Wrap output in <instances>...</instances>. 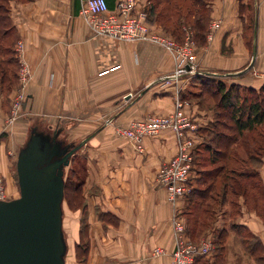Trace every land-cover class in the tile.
I'll list each match as a JSON object with an SVG mask.
<instances>
[{
	"label": "crops",
	"instance_id": "0c3cea01",
	"mask_svg": "<svg viewBox=\"0 0 264 264\" xmlns=\"http://www.w3.org/2000/svg\"><path fill=\"white\" fill-rule=\"evenodd\" d=\"M81 1L9 0V17L17 40L12 55H3L7 76L0 79V174L9 184L10 158L27 141L29 124L34 123L37 130L38 126L57 129L65 124L64 129L69 122L75 124L74 131L79 134L74 136L88 132L78 139L88 138L82 145L76 175L83 210L68 207L73 246L65 264H171V218L177 214L185 224L188 222L187 196L170 202L154 180L159 167L177 153V137L166 129L156 137L145 138L139 152L117 131L149 113H172L175 100L180 99L196 127L197 172L205 171L202 159L223 148L215 145L213 101L200 91L197 76L212 75L226 79L228 84L260 89L264 83V0H252L251 43L245 13L239 11L245 0H206L210 22L220 24L213 38L204 43L196 42L193 33L199 69L206 74H190L177 80L167 77L175 70L170 52L151 42L117 40L94 32L79 13ZM120 1L106 0L109 10ZM138 1L143 7L151 5L149 0ZM169 1L154 0L153 5L161 9L171 4ZM149 22L162 29L157 22ZM18 42L22 43L20 50ZM22 64L30 72L26 82L19 80ZM20 95L25 97L22 110L13 113ZM62 116L66 120H61ZM263 125L243 131L230 145L226 162L234 161L240 168L249 197L255 195L256 190L251 188L258 180L259 196L264 200ZM216 162L221 165L223 160ZM197 179L196 175L192 188ZM215 182L216 187L221 186L219 177ZM236 198L239 209L235 222L261 242L264 257V213L248 208L244 192ZM82 221L87 249L81 261L75 247L80 241ZM227 238L236 239L234 232L229 230ZM233 243L236 251L232 253L225 244L223 264H251L242 244ZM155 248L162 252L154 255Z\"/></svg>",
	"mask_w": 264,
	"mask_h": 264
},
{
	"label": "built area",
	"instance_id": "2783aa9c",
	"mask_svg": "<svg viewBox=\"0 0 264 264\" xmlns=\"http://www.w3.org/2000/svg\"><path fill=\"white\" fill-rule=\"evenodd\" d=\"M80 15L90 28L98 33L117 40H138L159 45L170 52L175 61L174 72L167 76L177 80L190 74L205 75L199 69L194 51L193 32L187 25L183 26L184 35L181 41L158 27H153L148 20V8L138 0H122L114 10H109L106 0H82ZM219 22L212 21L208 25L206 39L211 40L219 27ZM20 50L22 43L18 42ZM30 72L28 66L22 64L19 69V80L26 82ZM23 84V83H22ZM25 97L20 95L13 108V113L22 110ZM184 103L176 99L174 111L169 114H146L130 122L127 127L119 128L118 134L131 141L135 149L142 152L145 138L156 137L166 129L172 130L178 142L177 153L163 163L155 176V186L163 189L170 202L184 198L191 190V180L195 172V137L196 127L189 115L184 112ZM5 197V186L0 176V200ZM174 247L171 264H215L213 261L214 242L211 234L199 241H192L186 231L183 219L177 214L171 218ZM162 252L155 248L154 255Z\"/></svg>",
	"mask_w": 264,
	"mask_h": 264
},
{
	"label": "trees",
	"instance_id": "16d2710c",
	"mask_svg": "<svg viewBox=\"0 0 264 264\" xmlns=\"http://www.w3.org/2000/svg\"><path fill=\"white\" fill-rule=\"evenodd\" d=\"M20 2H28L32 0H17ZM152 1V2H151ZM154 0H149L150 4L148 8V20L157 22L162 30L169 32L171 36L177 40L181 41L182 37V25H189L194 31V38L196 42L204 43L206 39V34L208 32L207 21L201 18V15L197 13L190 15L189 22H185L184 19H180L177 22H161L162 11H159L153 5ZM194 1L196 5H205L207 8L208 3L206 0H191ZM242 0H240L241 3ZM155 4V3H154ZM9 0H0V79L3 80L7 76V67L5 68L6 61L3 59V55L11 53V45L6 42L7 37L13 35V41L16 42L17 34L16 29L11 24L9 17ZM240 14L243 11V5H239ZM171 15V14H170ZM183 20V24L180 21ZM254 20V17H253ZM250 28H253V21ZM172 27V29H170ZM176 32V33H175ZM176 34H180L179 37ZM252 42V36L249 43ZM14 44V43H13ZM9 53V54H10ZM13 53V52H12ZM8 62H11L9 59ZM198 83L200 85V91L211 97L213 101V107L216 112V122L213 130L215 131L216 144L223 148L222 151L214 150L211 156L202 159V161H209L212 168L209 170L205 169L197 172V165L195 164L196 175L198 179L196 180V185L192 188L191 192L187 196V220L192 225H199L204 227L207 222V216L204 219H200V214L209 211L208 203L209 201H217L213 196V191L216 189V178H220V199L223 203L226 199L228 193H231L235 198L242 192L246 194V204L248 208L255 207L259 214H263L264 210L260 212V207L258 199L254 200L251 196L247 195L248 184L243 181V174L237 166H235L234 161L231 163L226 162L229 153L230 145L238 141L243 131L254 130L258 125L264 124V83L259 90H255L250 87L241 86L238 84H225L222 80L218 79L212 75L197 76ZM226 127L228 130L225 132ZM264 126V125H263ZM212 127V126H211ZM264 132V128H263ZM197 154V153H196ZM196 156V155H195ZM218 161L223 160L221 165L216 164ZM216 162V163H215ZM232 167L229 168V165ZM205 166H203L204 168ZM196 175L192 178L191 182L194 183ZM253 176V175H252ZM253 181V180H252ZM253 183L258 186L261 190L260 183L258 180H254ZM201 184L202 186H199ZM262 193V191H261ZM185 196V197H186ZM263 199V198H261ZM254 200V201H253ZM63 202L67 204L70 209L80 208L83 210V197L81 193V184L73 185L70 181L65 180L64 185V197ZM220 202V201H219ZM253 205V206H252ZM253 207V208H254ZM63 208V207H62ZM202 208L203 211H202ZM258 208V209H257ZM201 221L200 224H198ZM206 220V221H205ZM186 222V223H188ZM192 225V226H193ZM239 226V225H237ZM247 230V228L241 225ZM85 224L82 221L80 229V241L76 244L75 251L77 257L82 261V255L87 249V241L85 240ZM187 231V224H186ZM194 231V230H193ZM211 234V233H208ZM252 235V234H251ZM212 236V234H211ZM253 236V235H252ZM254 237V236H253ZM217 240H216V239ZM215 241L220 252V255L224 251L225 241L227 239V233L225 231H220L215 235ZM258 240V239H257ZM259 241V240H258ZM262 249V244L258 243ZM263 250V249H262ZM249 252L253 253V248H249ZM215 254V253H214ZM214 257V255H213ZM221 257V256H220Z\"/></svg>",
	"mask_w": 264,
	"mask_h": 264
},
{
	"label": "water",
	"instance_id": "95a60500",
	"mask_svg": "<svg viewBox=\"0 0 264 264\" xmlns=\"http://www.w3.org/2000/svg\"><path fill=\"white\" fill-rule=\"evenodd\" d=\"M36 128L17 153L19 196L0 200V264H65L64 168L88 138L64 143L62 126L52 133Z\"/></svg>",
	"mask_w": 264,
	"mask_h": 264
},
{
	"label": "rangeland",
	"instance_id": "374dc122",
	"mask_svg": "<svg viewBox=\"0 0 264 264\" xmlns=\"http://www.w3.org/2000/svg\"><path fill=\"white\" fill-rule=\"evenodd\" d=\"M245 4L243 5V11L246 20V27H248V39L250 40L252 36V31H251V23L253 20L254 16V10H253V4L252 0H245ZM171 4H164L162 5L161 9L159 8L158 10L162 11V17L160 21L161 22H177L180 19H184L185 22H189L190 20V15L197 13L198 15H201L202 19H205L207 21V26L210 23V14H209V8H207L205 5L198 6L195 4L194 1L191 0H170ZM171 14V15H170ZM187 27H190L192 32L194 33L193 29L191 26L187 24ZM172 29V27L170 28ZM176 33V32H175ZM181 33L184 34L183 30ZM180 34H176V36L179 37ZM6 42L11 45L10 51L13 49L15 42L13 41V35L10 37H7ZM14 43V44H13ZM13 52V50H12ZM12 52L10 55H12ZM11 68H13V65H11ZM219 78V77H218ZM221 79V78H220ZM222 81L227 85L226 79H222ZM61 120H66L65 116H62ZM32 124H29V126H34ZM65 124H62L64 126ZM75 124L72 123H67V126L64 127V129L61 131L59 134V139L62 140L64 143H69V142H74L78 143L79 140L83 138L84 135H86L88 132H83L81 133V136H74L78 135L79 132L74 131V126ZM56 127V126H55ZM55 127H53L55 129ZM46 128L44 126H38V129L40 131H46V133H52L54 129ZM30 130V129H29ZM29 130L27 133V138L29 136ZM82 147H80L76 153H74L73 157L70 159V163L64 168V179L70 181V184L76 185L78 184V178L77 174L79 171L77 170L79 167V163L81 162V156L83 155L82 152ZM19 151V150H18ZM18 153V152H17ZM17 153H14L12 157L10 158V180L9 184L6 183L5 178L0 174V176L3 179L4 186H5V197L4 199H12V198H17L19 196V191H18V186H17V181H16V172H15V161L17 157ZM205 166L207 170L209 168H212L213 165L209 163V161H202V167ZM236 166V165H235ZM232 167V164L229 165V168ZM199 186H202L201 184H198ZM216 190L213 191V196L217 199L218 203L216 201H209L208 203V209L209 211L206 213L200 214V219H204L207 216V222L204 227L199 226V225H191L189 226V222L187 224V233L192 241H199L202 238H205V236L208 233L212 234V239L214 242V249L212 254L214 255L213 261L215 264H223V258H224V251L220 255V252L218 251L216 241H215V235L219 233L220 231H225L227 233V237L229 235V230L234 232L235 238L234 240H229L228 238L225 241V244L228 243V251L230 253L235 252L236 248L233 243V241L241 243L243 248L245 249L244 255L245 258L248 259V257L251 259V264H264V257L262 255L263 253V246L262 249L260 248V245L258 244L259 241L257 238L252 236L251 232L249 230L243 228L240 224H237L235 222V214L238 212V204L236 203V199L231 193H228L226 196L225 201L222 203L220 199V186L217 185L215 188ZM256 193L254 196H251L253 199H261L262 195L260 194L259 196V187L256 186L255 188ZM220 201V202H219ZM253 206V205H252ZM63 207V230L65 234V239L67 242V252L65 256V262L67 261L71 251H72V246H73V241L71 239V221L72 218H70L69 209L68 206L65 202L62 204ZM254 207V206H253ZM259 209L260 212L264 210V200L261 199V203H259ZM255 208V207H254ZM204 208H202L203 211ZM258 209V208H257ZM202 220L198 224L201 223ZM206 221V220H205ZM185 224V225H186ZM239 225V226H237ZM194 230V231H193ZM215 238V239H214ZM217 240V239H216ZM249 248H253V253L249 252ZM249 252V253H247ZM215 253V254H214ZM248 256H247V255ZM221 256V257H220Z\"/></svg>",
	"mask_w": 264,
	"mask_h": 264
},
{
	"label": "bare ground",
	"instance_id": "6f19581e",
	"mask_svg": "<svg viewBox=\"0 0 264 264\" xmlns=\"http://www.w3.org/2000/svg\"><path fill=\"white\" fill-rule=\"evenodd\" d=\"M58 138H59V136H58Z\"/></svg>",
	"mask_w": 264,
	"mask_h": 264
}]
</instances>
